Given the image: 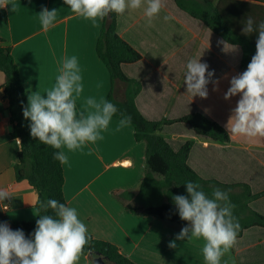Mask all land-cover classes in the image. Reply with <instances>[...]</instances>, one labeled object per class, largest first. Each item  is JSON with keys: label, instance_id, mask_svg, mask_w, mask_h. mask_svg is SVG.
Segmentation results:
<instances>
[{"label": "crops", "instance_id": "0c3cea01", "mask_svg": "<svg viewBox=\"0 0 264 264\" xmlns=\"http://www.w3.org/2000/svg\"><path fill=\"white\" fill-rule=\"evenodd\" d=\"M43 8L58 10L53 26L46 31L39 18ZM0 9L7 13V21L0 22V38L11 49L20 69L27 102L28 96L34 92L46 95L55 86L64 60L73 56L77 58L83 84L80 96L75 97L74 94L78 115L82 111L85 114L92 111L86 103L88 98H94L97 102L107 100L111 90V77L96 54V42L102 30L103 19L94 23L77 16L64 4V0H9V5ZM128 10L120 16V31L125 38H128V30L132 36H136L133 32L135 27L148 28L154 22L152 19L149 23L148 18L140 16L131 29L124 16ZM138 48L144 54V61L138 67L126 69L130 77L143 82V90L137 99L138 106L150 119L164 117L166 99L162 105L156 104L162 100V92L157 90L159 84L151 83L149 78L136 72L141 66H152V57L148 56L144 48ZM161 50L164 55L173 52L172 47ZM165 57L162 58V63L159 59L156 70H163L164 65L169 63L166 61H171L174 56L168 54V59ZM186 63L184 57L177 79L182 75ZM5 79L0 70V88ZM177 79L172 82L174 90ZM124 90V84L116 81L115 94L119 100L123 98ZM171 95L173 93L169 97ZM9 119L8 103L0 92V189L7 190L11 197L10 200L0 201V206L12 222H34L38 218V194L27 180H17L14 165L18 161L21 143L11 137L12 126ZM101 135L102 139L94 143L86 142L81 149H60L68 157V162L64 164L67 206L76 209L78 218L87 227L88 236L116 245L123 255L137 264H206L202 253L205 244L203 238L178 241L176 248L169 247V243L186 226L143 216L140 209L137 214L127 209L128 205L135 206L131 197L138 192L146 174V144L136 142L134 128L129 124L121 126L119 119L113 118ZM234 140L233 145L227 146L197 140L190 158L191 164L194 161L193 168L207 178L216 177L229 182L247 181L254 192L264 189L263 177H258L256 188L253 184L255 179H251L250 175H241L243 177L238 180L231 179L228 175L230 171L242 174L248 170L246 156L264 159V138L249 140L234 136ZM198 146L199 151H196ZM205 147L220 148L223 154L219 159H210V164L204 152ZM208 164L211 171L207 168ZM214 164L226 166L224 169L227 173L213 168ZM5 206L8 208L5 209ZM253 207L264 213V199L254 203ZM262 245L264 239L252 241L245 248L234 245V254L231 248L221 257L220 264H260L253 255L261 251L258 248ZM246 249L253 251L241 259L240 255ZM104 262L110 263L106 258ZM77 264H94V260L82 253Z\"/></svg>", "mask_w": 264, "mask_h": 264}, {"label": "trees", "instance_id": "16d2710c", "mask_svg": "<svg viewBox=\"0 0 264 264\" xmlns=\"http://www.w3.org/2000/svg\"><path fill=\"white\" fill-rule=\"evenodd\" d=\"M170 3L191 21L196 22L194 26L201 30L200 33L194 32L187 42L189 49L186 55L183 53L187 63L191 59L200 58L202 63L209 65L210 61L214 59H225L230 62V68L236 75L247 69L256 53L257 34H242L243 23L248 16H251L256 24L264 21V0H171ZM145 6L135 10L129 9L124 15L129 28L132 29V26H135L138 17H146ZM165 12H159L157 16L153 17L154 22L151 23L150 27H138V29L145 31L144 35L148 39L151 35L153 40L161 44L160 50L166 47V26L161 27V25L163 26L162 22L166 23L163 19L166 15ZM120 16L116 13H109L103 18L102 30L96 42V54L111 77V90L107 101L112 102L119 110L113 118L120 120L121 114L130 116L131 122L128 124L134 128L136 142L146 144L145 178L138 192L131 197L135 206L128 205L127 209L135 214L140 209L143 216L187 226L188 222L180 218L172 197L174 195L187 196L184 183L192 181L199 183L202 190L209 196L213 187L228 191L230 201L235 205L233 215L240 224L235 247L245 248L252 241L263 240L264 213L253 207V204L264 199V189L254 192L252 185L247 181L229 182L216 177H204L193 168L194 161L192 160V164L190 162L197 140L222 146L235 143L234 136L230 134L227 128L229 119L198 111L173 116L177 97L182 92H186L187 86L184 84L186 66L182 75L177 79L174 94L169 97L166 103L165 116L155 119L148 118L140 110L137 102L143 90V82L135 77H130L126 69L138 67L144 61V54L138 47L144 48L148 56L152 57L151 67L153 68L159 63V59L156 58L159 54H157L158 51L151 52L145 47L148 41L141 40L137 36L135 32L137 27L133 29L136 36H132L129 30L127 32L128 38L122 36ZM188 18H186V23L190 22ZM6 21L7 13L0 9V22ZM206 30L211 33L210 39ZM219 40H224L227 45L219 44ZM232 46L236 47L233 48ZM167 48L170 46L168 45ZM223 54H226V57L222 58ZM203 55H214V58L208 61L203 58ZM0 70L6 78L0 92L3 99L8 103L9 122L12 126L11 137L15 140L19 139L21 143L18 161L14 165L17 180H27L37 192L38 215L41 214L39 203L48 199H55L67 206L64 193V164L53 158L54 153L61 150L44 145L31 137V121L23 116V108L28 105L26 87L11 49L5 46V41L2 38H0ZM136 72L148 78L147 75H143L142 70H136ZM116 81L122 82L125 86L123 98L120 100L115 94ZM240 98L238 94L228 99L230 117ZM177 126L188 127L191 132H182L183 135L180 136L169 135L166 132L168 129ZM182 137L184 139H181ZM196 151H199L198 147ZM204 152L210 164V159H219L223 154V150L216 147H205ZM249 157H245L247 171L250 178L255 179L253 184L258 188L255 185L258 184V177L264 178V159ZM210 164L207 165V168L211 171ZM117 193L119 194L120 191ZM123 194H127V192H123ZM47 214H53L52 210L49 209ZM36 221L12 222L0 206V223L6 222L12 230H23L26 238H31V234L36 228ZM256 232H261V237H250ZM88 237L89 242L85 246L83 254L88 255L92 260L98 257L97 253L99 252L112 264H137L123 255L116 245ZM246 250L240 255L241 259L245 254L248 255L253 251L251 249ZM258 250L261 251L254 253L253 258L260 264H264V245ZM232 253L234 254L233 247Z\"/></svg>", "mask_w": 264, "mask_h": 264}, {"label": "clouds", "instance_id": "9594fccd", "mask_svg": "<svg viewBox=\"0 0 264 264\" xmlns=\"http://www.w3.org/2000/svg\"><path fill=\"white\" fill-rule=\"evenodd\" d=\"M77 16L94 23L109 13L123 15L126 9L145 6V15L151 23L164 6L162 0H64ZM9 0H0V8H6ZM14 5H12V10ZM57 9L43 8L39 18L44 30L53 26ZM165 21L173 19L164 16ZM242 34H257L256 53L247 69L230 80V87L224 95L228 100L240 95L233 109L227 128L232 136L254 140L264 138V21L256 24L251 16L243 23ZM219 44H225L219 40ZM235 48L236 46H232ZM199 59H191L186 65L184 84L192 98L206 99L207 85L214 84L218 90L219 80H213L214 70ZM82 77L75 56L65 59L55 86L46 95L34 92L28 96V105L23 108V116L30 119V135L44 145L54 149L66 147L68 150L81 149L86 142L102 139L106 130L119 111L107 100L97 102L87 99L92 111L76 110V99L83 91ZM131 122L130 116L121 114V126ZM20 143V140H16ZM53 158L61 164L68 162L63 150L54 153ZM187 196L174 195L172 200L182 220L188 225L181 229L175 240L169 243L176 248L178 241L203 238L202 253L206 264H220L221 257L236 243L240 224L233 215V205L229 193L213 187L211 195L206 194L199 183L187 181ZM10 200L5 189H0V201ZM51 209L53 214H47ZM40 215L31 238H26L23 230H12L4 222L0 223V264H77L85 246L89 242L86 225L78 218L75 208L68 207L55 199L39 203Z\"/></svg>", "mask_w": 264, "mask_h": 264}, {"label": "rangeland", "instance_id": "374dc122", "mask_svg": "<svg viewBox=\"0 0 264 264\" xmlns=\"http://www.w3.org/2000/svg\"><path fill=\"white\" fill-rule=\"evenodd\" d=\"M171 0H162L164 3V7L160 10V12H165L166 9V15L164 16H172L173 19L166 21V23H163V26H166V47L168 45L173 48V52L166 53L164 55L163 51L160 50V43H158L156 40L152 39V36L150 35V38L148 39L145 35L142 29H136L135 32L137 33V36L141 40H147L148 42L145 44V47L149 49V51H158L160 52L159 56H157V59L161 60L162 63V58L165 57L168 59V54H173L178 50L177 53L173 54V58L171 61H166L169 62L168 64L164 65L163 70H156L155 68L151 67L150 65H145L139 67V70H142L144 72L143 75H147V77L150 79V82L157 83L159 84V91L162 92V100L158 101L156 104L162 105L168 101L169 94H174L175 90L172 85V82L177 79V75L180 70V66L183 63V59L189 49L188 41L189 38L192 37V34L194 32L200 33L201 30H198L197 27H195L194 21H191L186 15L182 14L179 12L173 4L170 3ZM174 7H173V6ZM187 20L190 21L189 23H186V18ZM187 21V22H188ZM198 24V23H197ZM199 27V26H198ZM207 35H209V39L211 37V33H209L206 30ZM163 43V42H162ZM209 48V47H205ZM183 53L185 55L183 56ZM226 57V54H223L222 58ZM203 58L207 59L208 61L211 58H214V55H203ZM230 62L221 59L217 60L214 59L210 61L208 71H213L214 70V76L212 77L213 80H219L218 84V90H214V84L209 83L207 85V91H208V96L206 99L201 98L199 96L193 97L191 96L190 93L187 92H182L178 97H177V103L175 108L173 109V116H181L185 115L188 113H191L193 111H198V112H204L206 111L208 113L213 114L214 116H222L226 117L227 119H230V114L228 108L230 105L227 103L228 100L224 99V95L227 92L228 88L230 87V80L233 76H237L236 73L233 72L230 68ZM163 90V91H162ZM166 93H165V92ZM166 94V97H165ZM177 107V108H176ZM167 117V115H166ZM167 133L170 134H176V135H183L182 132L184 133H190L191 130L188 127L184 126H177L175 128L168 129L166 131ZM186 136V135H185ZM181 139H184L182 137ZM180 139V140H181ZM188 139V138H187ZM199 149V146H198ZM224 165V164H223ZM224 167L221 164H214L213 168H215L218 171L225 172ZM229 178L238 180L239 178L243 176L250 175L248 171L243 172L242 174L237 173V172H228ZM243 175V176H241ZM261 232H256L255 234L251 235L250 237H261ZM111 264V263H108Z\"/></svg>", "mask_w": 264, "mask_h": 264}, {"label": "water", "instance_id": "95a60500", "mask_svg": "<svg viewBox=\"0 0 264 264\" xmlns=\"http://www.w3.org/2000/svg\"><path fill=\"white\" fill-rule=\"evenodd\" d=\"M97 256L95 259H94V264H105L104 262V257L101 255V253H97Z\"/></svg>", "mask_w": 264, "mask_h": 264}, {"label": "built area", "instance_id": "2783aa9c", "mask_svg": "<svg viewBox=\"0 0 264 264\" xmlns=\"http://www.w3.org/2000/svg\"><path fill=\"white\" fill-rule=\"evenodd\" d=\"M4 208H5V209H7L8 207H7V206H5Z\"/></svg>", "mask_w": 264, "mask_h": 264}]
</instances>
